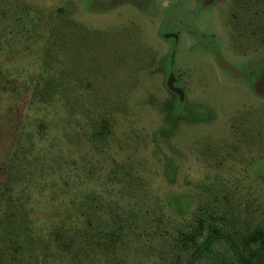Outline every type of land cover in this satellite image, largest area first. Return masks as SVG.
<instances>
[{
    "label": "rangeland",
    "instance_id": "rangeland-1",
    "mask_svg": "<svg viewBox=\"0 0 264 264\" xmlns=\"http://www.w3.org/2000/svg\"><path fill=\"white\" fill-rule=\"evenodd\" d=\"M186 1L0 0V264H244L264 247V97L207 51L262 75L264 0H217V37L213 18L183 23ZM162 29L181 33L184 104Z\"/></svg>",
    "mask_w": 264,
    "mask_h": 264
},
{
    "label": "flooded vegetation",
    "instance_id": "flooded-vegetation-1",
    "mask_svg": "<svg viewBox=\"0 0 264 264\" xmlns=\"http://www.w3.org/2000/svg\"><path fill=\"white\" fill-rule=\"evenodd\" d=\"M186 5H184V9L182 12V17H183V23L187 24L189 26L188 23H192L195 24L198 27H202V28H206L204 25L202 24H206L207 27H211V24L208 25V22L211 20L209 18H213L215 21L214 22V33L217 37V0H187L186 1ZM213 10V15L209 16L208 12ZM192 24H190L192 26ZM187 28V26H186ZM189 28V27H188ZM162 36L164 37V39H166L167 41L171 40L172 44H171V50L169 52V54L167 55V72H168V77H167V87H168V83L171 82L173 87L177 90H180L181 92L184 93V89L182 87V85L180 84L179 80L176 77L175 71H174V66H175V58L177 53L179 52V47L181 46V38H180V32H176V33H171V32H167L165 30H161ZM203 45H205V41L202 39ZM215 47H209L207 48V51L211 52L214 54V57L216 59V62L218 63V66L224 71L229 73L230 75H234L237 77H246L250 82H251V87L254 88L255 82L256 80L254 79V76H256V74H259L260 70L256 71V73H249L247 71H239L237 70L233 65H231L230 63L226 62L220 51L217 49V44L214 45ZM223 64L229 65L230 67L234 68L235 70L239 71L241 74L238 75L236 73H234L233 71H231L230 69H227L224 67ZM264 73V72H263ZM262 73V74H263ZM261 76V75H260ZM258 76V77H260ZM256 76V78H258ZM170 92L175 95L176 99L179 98L178 94L172 92L170 90Z\"/></svg>",
    "mask_w": 264,
    "mask_h": 264
},
{
    "label": "trees",
    "instance_id": "trees-1",
    "mask_svg": "<svg viewBox=\"0 0 264 264\" xmlns=\"http://www.w3.org/2000/svg\"><path fill=\"white\" fill-rule=\"evenodd\" d=\"M264 97V96H262ZM175 103H182L184 104V101H181L180 98L176 99ZM171 111L176 113V106L172 105L171 107ZM200 122H202L204 120V117L202 114L197 115L196 117ZM102 132H99V135H102ZM222 239V235L220 232L218 231H214L212 232L208 237H206V239L197 247V249L195 250V252L193 253V256H197L199 255L200 252H202L203 250L209 249L210 245L213 244L214 242L221 240ZM264 257V247H260L257 250H254L248 257L243 256L242 254H240V258L243 261L244 264H250L251 262H255L257 259Z\"/></svg>",
    "mask_w": 264,
    "mask_h": 264
},
{
    "label": "water",
    "instance_id": "water-1",
    "mask_svg": "<svg viewBox=\"0 0 264 264\" xmlns=\"http://www.w3.org/2000/svg\"><path fill=\"white\" fill-rule=\"evenodd\" d=\"M225 68L230 69L231 71H233L234 73L240 75L241 73L237 70H235L234 68L230 67L229 65L223 64ZM168 88L178 94L179 98L181 101H184V95L183 92H181L180 90H177L173 87L172 83L169 82L168 83ZM254 90L255 92L260 95V96H264V73L261 75V77L256 81L255 85H254Z\"/></svg>",
    "mask_w": 264,
    "mask_h": 264
}]
</instances>
